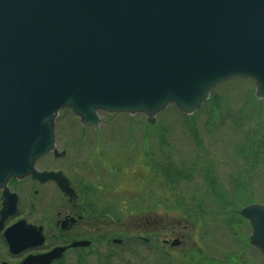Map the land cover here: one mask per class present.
I'll use <instances>...</instances> for the list:
<instances>
[{"label": "water", "instance_id": "obj_1", "mask_svg": "<svg viewBox=\"0 0 264 264\" xmlns=\"http://www.w3.org/2000/svg\"><path fill=\"white\" fill-rule=\"evenodd\" d=\"M232 78L264 100V0H0V186L41 179L62 109L94 127L98 111L192 114ZM239 214L264 256V204Z\"/></svg>", "mask_w": 264, "mask_h": 264}, {"label": "rangeland", "instance_id": "obj_2", "mask_svg": "<svg viewBox=\"0 0 264 264\" xmlns=\"http://www.w3.org/2000/svg\"><path fill=\"white\" fill-rule=\"evenodd\" d=\"M254 89L252 80L233 78L215 91L226 94L235 108L247 91ZM207 114L205 106L199 112L180 115L172 104L157 113L153 121L142 113L99 112V127L106 128V145H110L111 154L110 160L106 159L109 161L106 163V257L99 256L95 264H159L155 248L168 236L160 229L153 230L155 233H149L151 228L146 230L142 223L153 216L188 224L185 229L181 225L178 229L185 234L182 245L166 246L171 253L200 254L201 264H205L206 258L222 260L226 256L236 261L233 264H264V257L249 242L248 223H235L230 229L231 212L221 211L218 201L223 192L228 197L234 196L232 176H235L240 186L246 185L252 192L254 202L263 204L264 169L260 165L251 170V175L244 174L247 164L234 151V141L239 139L241 131L235 132L228 121L218 122L209 129L205 124ZM185 115L191 116L187 119L195 123L200 145L186 132ZM64 117L75 122L73 114L60 113L56 128L60 144L64 139L71 143L73 127H78L73 122L62 125ZM170 127L172 130L167 132ZM160 140L165 143L162 145ZM70 149L72 155V146ZM146 149L149 154L148 157L144 154V159L142 154ZM210 164L216 179L208 185L204 174ZM165 166L167 174L160 169ZM169 168H173L172 175L175 172L172 182L168 179ZM178 170L183 171L181 176H177ZM218 194L221 195L216 197ZM136 236L150 237L152 242H140ZM112 238L121 242H112Z\"/></svg>", "mask_w": 264, "mask_h": 264}, {"label": "flooded vegetation", "instance_id": "obj_3", "mask_svg": "<svg viewBox=\"0 0 264 264\" xmlns=\"http://www.w3.org/2000/svg\"><path fill=\"white\" fill-rule=\"evenodd\" d=\"M63 112L73 114L75 122L64 117L61 124L73 122L78 127H73L71 143L64 139L60 144L56 133L59 113L56 152L49 151L34 164L43 173L41 179L30 174L10 176L0 186V264H95L96 258L106 257V163L111 152L106 145V128L99 127V112L104 111H98L97 127L83 125L69 109ZM144 154L148 157L147 149L143 158ZM48 172L56 178L47 176ZM5 201L7 205H3ZM181 222L153 216L142 224L146 230L151 228L149 233L162 230L169 238H163L161 244L175 248L185 237L178 231ZM181 226L185 229L188 224ZM144 238L135 237L148 243L150 237ZM175 239L178 243L171 245Z\"/></svg>", "mask_w": 264, "mask_h": 264}, {"label": "trees", "instance_id": "obj_4", "mask_svg": "<svg viewBox=\"0 0 264 264\" xmlns=\"http://www.w3.org/2000/svg\"><path fill=\"white\" fill-rule=\"evenodd\" d=\"M218 86L214 87L211 90L209 98L196 112H199V110H202L206 106V111L208 114L205 120V124L208 125L207 127L209 129L217 126L215 124H217L218 122L225 123L226 121H228L229 126H231L235 132H237L238 130L241 131L239 139H236L234 141V151L236 155L241 156L246 162L247 166L246 169L243 170V173L249 176L251 175V170H255V168H258L260 165V168L264 169V100L257 99L254 95V90H248L249 92L247 91L239 105L235 108H232L230 105V98H228L226 94L217 93L215 91ZM175 110L181 115V113L176 108ZM185 116V121L187 123V127L185 129L186 132L191 135L192 140L195 144L200 145L201 140L197 135L195 123L189 122V120L187 119L191 116ZM170 130H172L171 127L168 128L167 132H170ZM163 132L164 129L162 130V132L160 130V133ZM160 142H162V145L165 143L164 140H160ZM192 165L193 164H191V166ZM160 169L167 174L166 166L161 167ZM172 169L173 168L168 170L169 182H172L174 180L175 172L172 175ZM181 170H178L177 176L182 175L183 171ZM207 170L208 171L204 174V179L205 181L207 180V182L209 181V185L211 183L210 181L216 179V175L214 173V169H212V164H210ZM242 176L243 174L240 176V178H242ZM232 177L234 196L228 197L227 194L223 192L222 199L218 200L222 205L220 206L221 211L225 210L231 212V214H229V219L231 220L228 221L230 229H233V224L235 223L238 224L239 222H246V220L240 216L238 209L241 206L255 201L252 192L249 191L246 185L240 186L241 182L238 180V178L235 176ZM220 195L221 194H218L216 197ZM187 215L189 214L187 213ZM151 242L152 241L149 240L148 243ZM157 255L159 257V264H201L200 254L194 255L193 253L190 254L189 252L187 253L185 251L176 252L174 254L166 249V247L161 243L157 245ZM204 263L233 264L236 263V261H234L232 257L226 256V258L222 260L206 258Z\"/></svg>", "mask_w": 264, "mask_h": 264}]
</instances>
